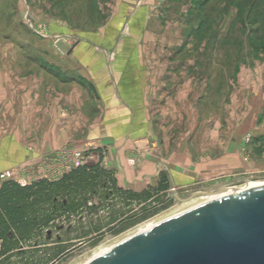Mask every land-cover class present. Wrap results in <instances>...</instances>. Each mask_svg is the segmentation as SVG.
<instances>
[{
	"label": "crops",
	"instance_id": "obj_1",
	"mask_svg": "<svg viewBox=\"0 0 264 264\" xmlns=\"http://www.w3.org/2000/svg\"><path fill=\"white\" fill-rule=\"evenodd\" d=\"M134 1L132 5L121 0L117 6L126 20L111 36L83 35L59 43L68 49L46 54L48 69L27 78L20 69L0 71V172L31 167L28 174L15 177L18 184L29 185L40 179L42 159L53 157L65 145L81 147L89 140L96 141L102 152L95 151L96 160L88 164L98 162L101 154L103 168L112 171L117 188L123 191L156 188L161 173L167 176L169 189L170 181L176 189H185L244 170L238 154L246 129H230L229 119H215L206 133L197 127L169 133V123L180 121L182 110L196 106L188 99L197 92L198 74L194 76L192 61L182 60V39L168 33L175 27V17L158 20L173 7L168 12L163 0ZM242 73L239 78L246 77L247 72ZM249 73L254 77L249 81L260 85L263 71ZM46 81L61 92L54 87V95L50 91L40 95L39 87ZM250 133L255 146H260L263 128ZM252 167L248 169H263L256 163ZM112 203L119 207L117 197ZM87 221L84 212L63 222L60 244L82 240L78 232L87 235ZM47 230L51 233L46 234ZM55 232L51 226L44 231L47 241L31 238L18 246L21 249L10 263L21 264L23 251L31 253L29 262L36 261L44 248L57 245Z\"/></svg>",
	"mask_w": 264,
	"mask_h": 264
},
{
	"label": "rangeland",
	"instance_id": "obj_2",
	"mask_svg": "<svg viewBox=\"0 0 264 264\" xmlns=\"http://www.w3.org/2000/svg\"><path fill=\"white\" fill-rule=\"evenodd\" d=\"M163 2L168 12L172 7L174 10L173 13L160 15L158 20L165 22L171 20L170 17H175V27H171V32L168 33L182 39V49L179 50L182 60L192 61L194 76L198 74L195 76L198 80L197 92H192L188 99L196 106L182 110L183 119L169 123V133L194 131L196 127L200 133H206L215 124V119L220 120L219 122L229 119L230 129L244 128L247 133L238 154L239 165L241 168L245 167L243 171L208 183L176 189V192L180 197H186L197 191H237L252 184H264V141L256 147L250 133L260 127L264 131V77L261 78L260 85H255L249 81H253L254 77L247 76L250 71L254 74L255 70L257 73H264V24L260 26L259 34H255L257 25L245 21L244 11L248 10L247 4L251 2H246L245 5L244 0ZM119 4L121 0H0V71L20 69L23 71V78H27L34 75V71L40 73L41 70L48 69L46 54L62 53L68 49L59 43L74 41L83 35L93 37L101 33L111 36L120 21L126 20L124 11L117 8ZM261 7L263 8L262 4L258 9H262ZM200 24L202 26L198 30ZM123 29L122 32L125 33L126 28ZM42 34L44 35L41 36ZM244 71L247 72L246 77L239 78L240 72L244 75ZM54 87L57 93L61 92V89L50 86L47 81L38 91L44 96ZM51 94L54 95L52 92ZM70 148L85 151L86 164L96 160L95 151L102 152L94 140L86 141L81 147L69 144L59 150ZM101 157L99 154L100 159ZM51 158H44L39 164L44 171L50 167L47 164L54 163ZM131 160L136 162L135 158L129 159L132 163ZM255 163L263 169H248L253 168ZM52 172L56 173L55 168ZM170 192L171 188L168 195ZM203 199L205 197H196L185 203L173 199L168 207L154 206L159 210L150 218L138 221L120 233L105 232L104 228L101 231L104 233L85 237L73 243L72 247L65 248V253L50 264H85L124 239L201 204ZM112 202L110 200L108 203ZM89 204L103 206L104 202L96 198ZM105 212L104 208L94 212L93 224H98L101 219V223H104ZM89 226L86 224L85 227L89 229ZM55 230L57 233L59 228ZM48 231L46 234L50 233ZM78 233L82 236L83 230ZM55 237H60V234L57 233Z\"/></svg>",
	"mask_w": 264,
	"mask_h": 264
},
{
	"label": "trees",
	"instance_id": "obj_3",
	"mask_svg": "<svg viewBox=\"0 0 264 264\" xmlns=\"http://www.w3.org/2000/svg\"><path fill=\"white\" fill-rule=\"evenodd\" d=\"M246 2L251 4H247L249 8L244 11L246 12L245 21L257 25L254 33L258 35L260 26L264 24V2L263 0H244L245 5ZM260 4L263 6L262 9H258ZM202 25L198 26V30ZM207 30L208 28L205 32ZM100 161L101 159L93 164H84L54 181L40 178L24 186L14 181L2 184L0 188V257L4 258L0 264H11L9 259L18 249H21L17 248L21 244L37 237L40 238L41 243L47 241L44 234L46 229L51 226L58 229L63 222L69 223L71 218H78L84 212L87 213V225L89 224L90 228L86 230L87 235L76 237L78 239L88 238L91 233H104L101 232L103 227L106 229L105 232L120 233L138 221L150 218L158 212L160 207H168L172 202L173 199L167 193L169 182L165 173L160 174V182L156 188H149L141 193L123 191L117 188L112 171L103 168ZM116 197L119 203L118 208L113 203H108L110 200L114 202ZM96 198L103 200V206L89 204ZM103 208L107 213L105 222L101 223V219L98 224H93L92 215ZM118 216H121V219H118ZM54 241L57 245L44 248L36 261L29 262L30 252L20 253L24 259L21 264H50L63 255L65 248L73 246L60 244L64 241L62 236L54 237Z\"/></svg>",
	"mask_w": 264,
	"mask_h": 264
},
{
	"label": "water",
	"instance_id": "obj_4",
	"mask_svg": "<svg viewBox=\"0 0 264 264\" xmlns=\"http://www.w3.org/2000/svg\"><path fill=\"white\" fill-rule=\"evenodd\" d=\"M170 184V197L182 203L211 193L180 197ZM85 264H264V185L171 216Z\"/></svg>",
	"mask_w": 264,
	"mask_h": 264
},
{
	"label": "built area",
	"instance_id": "obj_5",
	"mask_svg": "<svg viewBox=\"0 0 264 264\" xmlns=\"http://www.w3.org/2000/svg\"><path fill=\"white\" fill-rule=\"evenodd\" d=\"M42 34L41 36H43ZM54 160V163H49L50 167L44 171L43 167L38 165L39 169V177L42 179H48L51 181L59 179L63 174L68 173L84 164H86V154L85 151H81L78 149H61L57 152L55 157L51 158ZM133 162V160H131ZM28 167H18L16 169L7 170L0 172V188L4 182L7 181H16V173H20L22 175L28 174ZM55 168L56 173H53V169Z\"/></svg>",
	"mask_w": 264,
	"mask_h": 264
},
{
	"label": "bare ground",
	"instance_id": "obj_6",
	"mask_svg": "<svg viewBox=\"0 0 264 264\" xmlns=\"http://www.w3.org/2000/svg\"><path fill=\"white\" fill-rule=\"evenodd\" d=\"M261 185H264V184H252V185H250V186H248V187H245V188H243V189H241V190H245V189H249V188H253V187H256V186H261ZM237 191H240V190H237ZM232 192H236V191H223V192H212V193H210L207 197L205 196V199H203V201H202V203L201 204H203V203H206V202H208V201H211V200H214V199H217V198H219V197H221V196H224V195H226V194H228V193H232ZM161 222V221H160ZM155 225V224H154ZM154 225H152V226H154ZM152 226H150V227H152ZM149 227V228H150ZM148 229V228H147ZM146 230V229H145ZM144 231V230H143ZM141 232V231H140ZM115 246V245H114ZM113 247V246H112ZM110 249V248H109ZM107 251V250H106ZM105 252V251H104ZM103 253V252H102ZM102 253H100V254H102ZM99 254V255H100ZM98 256V255H97ZM96 257V256H95Z\"/></svg>",
	"mask_w": 264,
	"mask_h": 264
}]
</instances>
